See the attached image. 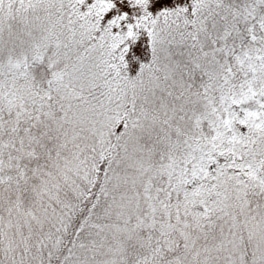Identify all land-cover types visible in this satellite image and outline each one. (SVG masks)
Instances as JSON below:
<instances>
[{
  "label": "snow or ice",
  "instance_id": "snow-or-ice-1",
  "mask_svg": "<svg viewBox=\"0 0 264 264\" xmlns=\"http://www.w3.org/2000/svg\"><path fill=\"white\" fill-rule=\"evenodd\" d=\"M0 264H264V0H0Z\"/></svg>",
  "mask_w": 264,
  "mask_h": 264
}]
</instances>
